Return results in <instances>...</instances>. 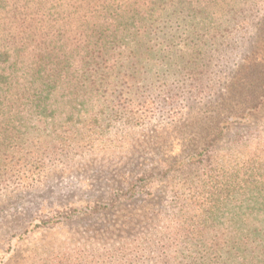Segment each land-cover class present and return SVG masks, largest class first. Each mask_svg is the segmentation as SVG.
Masks as SVG:
<instances>
[{
	"label": "trees",
	"instance_id": "1",
	"mask_svg": "<svg viewBox=\"0 0 264 264\" xmlns=\"http://www.w3.org/2000/svg\"><path fill=\"white\" fill-rule=\"evenodd\" d=\"M146 101L153 110L139 108ZM263 106L264 0H0V190L29 185L28 163L65 133L91 143L116 122L192 110L189 122L206 130ZM254 132L237 145L259 144ZM222 135L212 129L185 167L207 169ZM248 161L232 173L234 187L223 181L207 195L225 193L228 222H177L131 240L135 250L78 248L72 264H264V161ZM73 210L58 222L73 221Z\"/></svg>",
	"mask_w": 264,
	"mask_h": 264
},
{
	"label": "rangeland",
	"instance_id": "2",
	"mask_svg": "<svg viewBox=\"0 0 264 264\" xmlns=\"http://www.w3.org/2000/svg\"><path fill=\"white\" fill-rule=\"evenodd\" d=\"M242 56V49L235 50L230 66L235 67ZM154 103L146 101L139 108L153 110ZM189 115L176 121L172 116L169 121L161 112L138 125L116 122L103 129L101 136L90 137L91 143L82 138L83 131L77 137L65 133L56 149L49 146L38 153L28 163L29 185L0 190V264L59 260L72 264L78 248L102 251L120 243L135 250L131 240L154 239L177 222H228V216L219 212L225 193L207 195L223 181L234 187L232 173L248 159L258 156L264 161V108L243 120L206 126V130L189 122L195 110ZM209 127L224 131L213 148L210 166L185 167L187 155L207 142ZM252 131L260 136L259 144L237 145ZM130 185L144 187L145 194L132 198ZM74 208L73 221L58 222L60 215L72 216ZM261 216L256 220L264 223V212Z\"/></svg>",
	"mask_w": 264,
	"mask_h": 264
}]
</instances>
